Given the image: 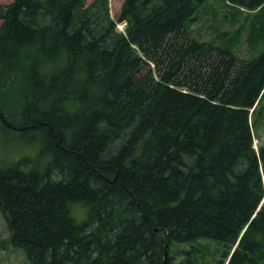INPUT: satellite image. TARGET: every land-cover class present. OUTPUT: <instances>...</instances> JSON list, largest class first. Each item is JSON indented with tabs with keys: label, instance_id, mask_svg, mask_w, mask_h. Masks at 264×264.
Segmentation results:
<instances>
[{
	"label": "trees",
	"instance_id": "trees-1",
	"mask_svg": "<svg viewBox=\"0 0 264 264\" xmlns=\"http://www.w3.org/2000/svg\"><path fill=\"white\" fill-rule=\"evenodd\" d=\"M205 1L123 0L117 20L108 0L0 6V92L21 104L0 101V132L32 134L0 156V206L31 264H169L179 243L197 264L199 238L222 264L264 261V39L242 62L225 31L190 37Z\"/></svg>",
	"mask_w": 264,
	"mask_h": 264
},
{
	"label": "rangeland",
	"instance_id": "rangeland-1",
	"mask_svg": "<svg viewBox=\"0 0 264 264\" xmlns=\"http://www.w3.org/2000/svg\"><path fill=\"white\" fill-rule=\"evenodd\" d=\"M11 1L0 0V6ZM91 1L85 0L86 4ZM122 1L108 0L109 14L114 20H117ZM117 28L121 31L123 23L118 22ZM185 31L190 37L205 42H215V37L220 32L229 33L231 49L242 61L255 56L263 44L264 6L250 10L230 4L226 0H206L198 8L193 19L186 22ZM182 36L183 32L180 34V37ZM148 65L153 68V64L149 63ZM12 92H0V101L8 105L11 109H8L10 112L18 111V106H21L18 101L13 103L15 94ZM14 117L17 123L21 121V118L16 115ZM251 119L253 146L257 149L258 145L264 142V99L260 113ZM21 129L7 133L0 132V156L5 157L2 159L4 162L16 160V155L12 154L14 150L20 147L21 142L31 141L32 134L30 132L22 133ZM38 138L40 136H36L35 139ZM10 236L6 213L0 206V264H31L24 251L11 243ZM193 244L198 246L200 250L197 264H222L221 261L224 260L222 257L223 248L219 242L212 238H199ZM190 245L186 243L172 244L168 252V255L171 256L169 264L177 263L181 259L182 250L188 249Z\"/></svg>",
	"mask_w": 264,
	"mask_h": 264
},
{
	"label": "bare ground",
	"instance_id": "bare-ground-1",
	"mask_svg": "<svg viewBox=\"0 0 264 264\" xmlns=\"http://www.w3.org/2000/svg\"><path fill=\"white\" fill-rule=\"evenodd\" d=\"M193 16V15H192ZM122 23V22H121ZM122 30H123V28H122ZM121 30V31H122ZM259 98V97H258ZM258 98H257V100L255 101V103H254V105H256V103H257V101H258ZM252 110V108L250 109V111ZM264 183V182H263ZM263 199H264V196H263V198L261 199V201H260V203L258 204V206H257V208H256V211L260 208V206H261V204L263 203ZM255 213L256 212H254V214H253V216L255 215ZM242 233V232H241ZM241 233H240V235H241ZM240 235H239V237H240ZM239 237H238V239H239ZM238 239H237V241L235 242V246H236V244H237V242H238ZM235 248V247H234ZM228 260V259H227ZM227 260H226V262H227ZM226 264V263H225Z\"/></svg>",
	"mask_w": 264,
	"mask_h": 264
}]
</instances>
